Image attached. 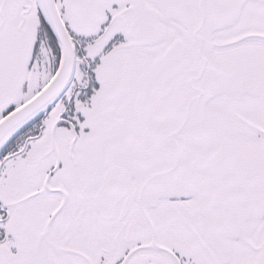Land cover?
Wrapping results in <instances>:
<instances>
[{
  "label": "snow or ice",
  "instance_id": "snow-or-ice-1",
  "mask_svg": "<svg viewBox=\"0 0 264 264\" xmlns=\"http://www.w3.org/2000/svg\"><path fill=\"white\" fill-rule=\"evenodd\" d=\"M0 264H264V0H0Z\"/></svg>",
  "mask_w": 264,
  "mask_h": 264
}]
</instances>
